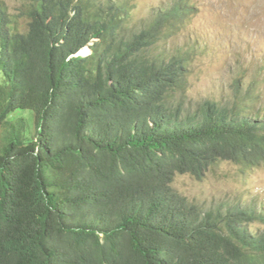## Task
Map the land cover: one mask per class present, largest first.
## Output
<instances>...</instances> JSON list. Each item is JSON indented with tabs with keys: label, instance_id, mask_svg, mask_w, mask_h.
Returning <instances> with one entry per match:
<instances>
[{
	"label": "trees",
	"instance_id": "1",
	"mask_svg": "<svg viewBox=\"0 0 264 264\" xmlns=\"http://www.w3.org/2000/svg\"><path fill=\"white\" fill-rule=\"evenodd\" d=\"M191 11L177 0L134 29L127 1L15 13L0 0V264H264V232L250 229L264 214L205 210L173 187L220 161L264 166V122L170 106L187 59L147 50Z\"/></svg>",
	"mask_w": 264,
	"mask_h": 264
},
{
	"label": "rangeland",
	"instance_id": "2",
	"mask_svg": "<svg viewBox=\"0 0 264 264\" xmlns=\"http://www.w3.org/2000/svg\"><path fill=\"white\" fill-rule=\"evenodd\" d=\"M2 1L16 13L28 0ZM118 1L129 3L130 23L141 29L177 0ZM187 1L192 11L180 29L167 31L147 50L160 61L187 59V86L173 95L170 106L179 107L184 119H194L202 114L205 102H212L236 112L244 110L263 123L264 0ZM84 50L81 55L91 52L88 46ZM20 114L31 118L29 112ZM173 187L205 210L241 205L264 214V166L245 168L220 161L202 178L177 175ZM250 229L264 232V222H255Z\"/></svg>",
	"mask_w": 264,
	"mask_h": 264
},
{
	"label": "bare ground",
	"instance_id": "3",
	"mask_svg": "<svg viewBox=\"0 0 264 264\" xmlns=\"http://www.w3.org/2000/svg\"><path fill=\"white\" fill-rule=\"evenodd\" d=\"M85 50H82L81 53H84Z\"/></svg>",
	"mask_w": 264,
	"mask_h": 264
},
{
	"label": "water",
	"instance_id": "4",
	"mask_svg": "<svg viewBox=\"0 0 264 264\" xmlns=\"http://www.w3.org/2000/svg\"><path fill=\"white\" fill-rule=\"evenodd\" d=\"M79 54H81V52H79Z\"/></svg>",
	"mask_w": 264,
	"mask_h": 264
},
{
	"label": "clouds",
	"instance_id": "5",
	"mask_svg": "<svg viewBox=\"0 0 264 264\" xmlns=\"http://www.w3.org/2000/svg\"><path fill=\"white\" fill-rule=\"evenodd\" d=\"M81 52V51H80Z\"/></svg>",
	"mask_w": 264,
	"mask_h": 264
}]
</instances>
